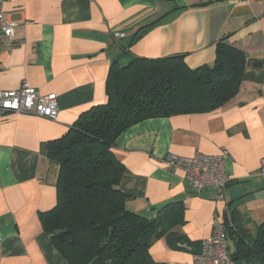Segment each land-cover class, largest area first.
Instances as JSON below:
<instances>
[{"label": "crops", "instance_id": "crops-1", "mask_svg": "<svg viewBox=\"0 0 264 264\" xmlns=\"http://www.w3.org/2000/svg\"><path fill=\"white\" fill-rule=\"evenodd\" d=\"M201 1L209 0L0 3V12L17 21L10 46L0 44V89L26 82L41 94L54 92L58 103L55 119L0 111V264H68L39 218L57 197L58 163L47 155V142L107 100L111 61L184 53L189 67L210 64L225 34L245 51L237 93L210 111L147 118L121 131L113 147L124 165L119 188L132 196L129 209L148 216L182 202L177 230L192 245L177 250L155 240L149 252L158 264H194L200 240L233 209L251 230L264 221V0L192 6ZM198 152L223 154L222 190L197 191L181 168L164 162L168 154Z\"/></svg>", "mask_w": 264, "mask_h": 264}, {"label": "trees", "instance_id": "trees-1", "mask_svg": "<svg viewBox=\"0 0 264 264\" xmlns=\"http://www.w3.org/2000/svg\"><path fill=\"white\" fill-rule=\"evenodd\" d=\"M184 56L112 60L107 100L47 142V155L58 163L57 197L39 218L68 264H158L149 252L155 240L164 238L177 250L192 245L177 230L184 222L181 201L166 203L150 216L127 207L132 196L119 188L124 165L113 152L121 131L138 121L210 111L239 90L245 51L231 44L227 34L216 41L212 63L189 67ZM224 224L234 264H264V221L251 230L233 209Z\"/></svg>", "mask_w": 264, "mask_h": 264}, {"label": "built area", "instance_id": "built-area-1", "mask_svg": "<svg viewBox=\"0 0 264 264\" xmlns=\"http://www.w3.org/2000/svg\"><path fill=\"white\" fill-rule=\"evenodd\" d=\"M16 24V20L7 18L0 12V44L10 46ZM0 111L55 119L58 113L57 96L54 92L41 94L37 88L23 82L16 89H0ZM222 155L198 152L184 157L168 154L164 162L181 168L197 191L207 186H216L222 190L228 181L223 170ZM261 164L264 172V158ZM225 230L224 222H213L212 232L199 242L194 264H234L228 252Z\"/></svg>", "mask_w": 264, "mask_h": 264}]
</instances>
